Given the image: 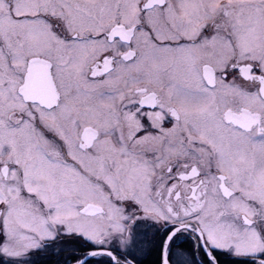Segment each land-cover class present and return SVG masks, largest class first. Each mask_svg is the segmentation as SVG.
<instances>
[{
    "label": "snow or ice",
    "instance_id": "6c2138e0",
    "mask_svg": "<svg viewBox=\"0 0 264 264\" xmlns=\"http://www.w3.org/2000/svg\"><path fill=\"white\" fill-rule=\"evenodd\" d=\"M0 264H264V0H0Z\"/></svg>",
    "mask_w": 264,
    "mask_h": 264
}]
</instances>
